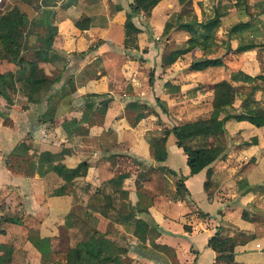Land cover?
<instances>
[{
  "label": "crops",
  "instance_id": "0c3cea01",
  "mask_svg": "<svg viewBox=\"0 0 264 264\" xmlns=\"http://www.w3.org/2000/svg\"><path fill=\"white\" fill-rule=\"evenodd\" d=\"M131 3L56 6L52 49L61 59L35 69L57 79L31 100L0 97V216L20 221L0 223V264H63L67 248L93 230L126 249L117 264H264V124L225 119L248 109L264 116V0H159L131 17L136 49L123 46ZM215 15L210 45L164 64ZM204 59L220 63L190 69ZM220 81L233 92L216 107L212 87ZM200 119L209 133L181 142L220 147L213 161L190 175L171 134L164 159L154 160L151 139ZM151 168L163 174L165 194L143 187ZM181 177L186 194L172 197ZM215 233L230 262L207 245ZM30 235L49 239L45 262Z\"/></svg>",
  "mask_w": 264,
  "mask_h": 264
},
{
  "label": "trees",
  "instance_id": "16d2710c",
  "mask_svg": "<svg viewBox=\"0 0 264 264\" xmlns=\"http://www.w3.org/2000/svg\"><path fill=\"white\" fill-rule=\"evenodd\" d=\"M158 1L132 0V3L129 4L123 22L124 48L136 49L135 39L138 29L131 22V17L140 12L147 13ZM178 1L182 2L183 0ZM6 2L8 3L5 4L4 2V10L0 13V97L9 102L12 95L20 94L31 100L39 92V88H43L44 93L49 89L51 83L57 79L44 80L42 76L37 74L35 69L36 64L40 62H51L61 59L60 56H62L52 49V41L56 34V27L52 21L54 8L58 6L65 9L75 0H12ZM18 4L24 5L30 13L24 9L21 10ZM85 20H87L86 17L76 20V27L84 28L83 21ZM217 25L218 17L216 15L206 22H201L200 38L191 35L188 38L186 48L169 50L163 58L164 64H171L178 56L191 48L205 49L210 45L212 32ZM167 26L166 23L165 29H167ZM219 63V59H204L192 63L190 69H200ZM60 70H63V67ZM212 89L214 92V106H223L231 102L233 90L226 81L214 84ZM87 107L90 108L91 106ZM44 116L48 119L49 109H47ZM228 118L246 120L254 126L264 124V116L261 110L248 109L225 117V119ZM209 131L208 119L180 123L164 129L159 137L149 141L152 157L156 161L164 159V142L166 137L171 134L175 139V144L181 148L186 156L185 162L189 174H195L213 161L219 155L221 148L208 144L191 148L182 144L181 141L193 135H206ZM47 157V154H42L40 160L47 161ZM251 167L252 162H248L241 168V171L246 172ZM183 179L181 177L175 181V191L172 197L179 198L186 194L182 183ZM143 187L154 195L165 194L163 174L154 168L148 169ZM3 222L18 224L20 221L16 215L4 213L3 216H0V223ZM28 240L41 255V261L45 262L49 252V239L30 235ZM207 245L219 253L218 259L226 262L231 261V255L225 251L224 241L218 233L209 238ZM125 251L124 247L107 237L105 233H98L93 230L87 239H81L75 245L67 248L63 264H117L118 257L124 255Z\"/></svg>",
  "mask_w": 264,
  "mask_h": 264
},
{
  "label": "rangeland",
  "instance_id": "374dc122",
  "mask_svg": "<svg viewBox=\"0 0 264 264\" xmlns=\"http://www.w3.org/2000/svg\"><path fill=\"white\" fill-rule=\"evenodd\" d=\"M6 1H12V0H0V13L4 10V2H5V4L6 3H8V2H6ZM18 6H19V8L21 9V10H26L28 13H30V11L29 10H27L26 8H25V6L24 5H22V4H18ZM31 40H32V38H31ZM0 201H1V199H0ZM4 203H5V201H4ZM3 204L2 203H0V210H3V206H2ZM4 206H6V203L4 204ZM4 210H5V208H4ZM86 221V220H85ZM80 224H81V222H80ZM83 224H86V223H83ZM87 224H89L90 225V222L88 223L87 222Z\"/></svg>",
  "mask_w": 264,
  "mask_h": 264
}]
</instances>
